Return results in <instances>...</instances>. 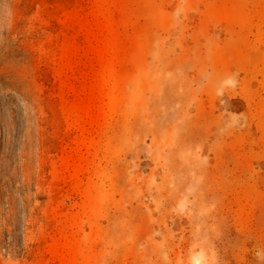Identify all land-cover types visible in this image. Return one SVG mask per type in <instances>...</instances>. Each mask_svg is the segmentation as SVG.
<instances>
[{
    "label": "rangeland",
    "instance_id": "374dc122",
    "mask_svg": "<svg viewBox=\"0 0 264 264\" xmlns=\"http://www.w3.org/2000/svg\"><path fill=\"white\" fill-rule=\"evenodd\" d=\"M0 264H264V0H0Z\"/></svg>",
    "mask_w": 264,
    "mask_h": 264
}]
</instances>
